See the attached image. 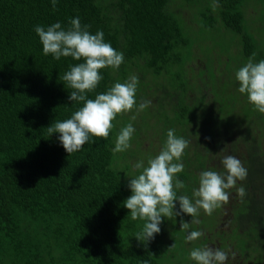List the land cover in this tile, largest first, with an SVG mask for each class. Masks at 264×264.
Returning a JSON list of instances; mask_svg holds the SVG:
<instances>
[{"label": "trees", "instance_id": "16d2710c", "mask_svg": "<svg viewBox=\"0 0 264 264\" xmlns=\"http://www.w3.org/2000/svg\"><path fill=\"white\" fill-rule=\"evenodd\" d=\"M255 1L264 7V0H219L218 31L235 37L227 51L206 46L211 54L204 62L189 42L193 29L181 8L205 5L214 12L213 0H57L55 10L51 0H0V264H159L178 234L188 244L190 231H201L200 248L206 247L205 232L214 226L203 224L208 217L203 210L194 218H162L160 232L145 242L135 239L145 221H133L123 205L131 195L129 180L139 174L133 166L139 161L147 166L170 129L189 141L180 161L184 170L176 177L185 184L178 196L192 198L202 171L223 173L225 155L242 162L246 179L227 191L230 197L242 186L246 195L216 209L227 228L216 246L229 255L251 250L246 257L264 264V152L259 151L264 136L257 134L264 118L239 93L235 79L253 53L254 62L264 59V36L245 18ZM76 17L91 34L102 31L105 42L124 55L119 69L100 70L103 79L88 98L132 75L138 85L136 106L117 115L108 138L91 137L68 154L59 134L49 137L46 128L83 106L68 100L71 89L62 80L70 66L83 61L44 55L34 28L57 22L67 28ZM235 42L240 50L231 58L236 62L231 80L228 64L220 67V61L231 55ZM241 97L245 107H239ZM143 101L151 104L137 112ZM128 123L135 129L131 146L115 153V139ZM244 128L258 129L246 139ZM192 219L202 223L180 230L181 220Z\"/></svg>", "mask_w": 264, "mask_h": 264}, {"label": "clouds", "instance_id": "9594fccd", "mask_svg": "<svg viewBox=\"0 0 264 264\" xmlns=\"http://www.w3.org/2000/svg\"><path fill=\"white\" fill-rule=\"evenodd\" d=\"M51 4L55 10L57 0H51ZM212 7L214 10L218 8L219 0H213ZM34 31L42 44L44 55L50 54L55 60L71 57L74 61H83L70 66L62 76V80L71 89L68 100L71 103L82 102L83 106L70 118L56 121L47 127L49 137L54 133L59 134V143L68 154L80 151L91 137L108 138L117 115L127 113L136 106L138 78L132 75L123 83L117 82L94 99H89L87 94L93 92L103 79L100 70L119 69L124 61L123 53L105 42L102 31L91 34L88 26L81 25L79 17L72 18L67 28L57 22L47 28L37 25ZM254 60L255 53L235 73V79L239 83V93L246 94L254 110L264 114V59L259 62ZM150 104L151 101L141 102L137 112L144 111ZM131 119L135 120L136 116ZM134 131L132 123L120 129L115 139V153H123L130 148ZM188 146V140L177 137L174 130L170 129L159 154L149 158L147 166L144 161L133 166L139 174L129 180L131 195L123 205L129 210L133 221H145L142 230L136 234L137 241L152 240L160 232L162 218L180 214L194 218L198 216L199 210L212 215L214 210L229 202L227 190L235 188L237 181L246 179L247 170L242 162L235 156L225 155L220 162L223 173L211 169L202 171L199 186L193 190L192 198L183 194L178 196L177 190L184 189L185 184L176 177L184 170L180 161ZM236 195L243 198L246 195L245 188H237ZM175 202L179 203L177 213L173 211ZM192 223L199 221L192 219L186 223L181 220L180 230L187 231ZM202 235L200 231H190L185 239L192 242ZM189 259L196 264H226L228 253L211 247H197L190 251Z\"/></svg>", "mask_w": 264, "mask_h": 264}, {"label": "rangeland", "instance_id": "374dc122", "mask_svg": "<svg viewBox=\"0 0 264 264\" xmlns=\"http://www.w3.org/2000/svg\"><path fill=\"white\" fill-rule=\"evenodd\" d=\"M263 10H264L263 5L257 1L253 2V6L249 5L245 9V18H247L249 22V24L247 25H249V28L251 30L257 27V29H259L257 32L259 33V35H261V37L264 36V12ZM181 12L185 18H189L188 20L189 25L193 29V34L191 35L192 37L189 39V42L192 45L193 49L194 48L196 49L195 50L196 54L198 53V56L201 57L204 62L210 59V54H211L206 51V46H210L212 48H218L219 52L222 49L227 51L228 45H230L232 42L231 38L235 37V35L226 30L218 31V28H221L222 26L217 17V14L216 15L214 14V13H217L216 10H214V12L213 10L212 12H208L205 9V5L202 8H198V7L196 8L195 6H192V7L185 6L181 8ZM253 33H254L253 36L256 39H259L258 34L255 33V31ZM236 40L237 39H235V41ZM202 47H204V49H202ZM239 50H240V46L238 43H236V45H233L231 50L228 52V54L231 53V55L222 56V61H220L221 63L220 67H222L223 65L226 66L225 64H228L225 70L226 71L228 70L227 72L231 75V78H232L231 80H234L233 79V76H234L233 68L235 67V64H236V62H234L231 58L235 56ZM226 58L229 59L227 60V62H226ZM231 62L233 63L231 64ZM226 98L227 96H225L224 99ZM240 102H241V105L239 107H245L247 105V103H245L242 97H241ZM259 115L262 118H264V114L260 113ZM250 117L251 116L247 117V120H249ZM241 120L244 121L245 119L242 118ZM257 129L252 128L249 130V128H244L242 132H245L247 134L244 135L243 137L248 139L252 132L256 134ZM257 131H258L257 134L261 133L264 136V122L259 125V129ZM151 142L153 146L157 145L154 139ZM262 142H263V145L262 147L259 148V151L264 152V147H263L264 140L263 139H262ZM148 143L149 145L151 144L150 141H148ZM215 212L216 210L213 211L212 215L210 216L208 215V217L205 219L203 223L204 225L208 227V229L214 226L212 228L213 232L210 231L208 232V234L207 232H205L206 235H209V241L207 242L206 247L220 249L228 253V250H225V248L221 249L216 246V244H218V238L220 237L219 234L223 235V232H225L227 228H225V226H223L222 228L220 227V223H223V222L219 221L221 219V216L216 215ZM199 223L201 224L202 222L199 221ZM202 229L205 231L204 227H202ZM201 239H202V236L199 239H197L195 243L192 241V242H188V244L187 243L183 244L184 237L178 234V236L176 237V240L174 241L172 240L174 243V246L168 247L167 253L169 254L167 256H164V258L161 259L159 264H196V262L189 259V253L194 248H197V247L200 248ZM249 254L250 253H246L241 256H239L238 254H232V255L228 254V260L226 261V264H236L237 262L238 264H250L252 263L253 257H251V259L246 257Z\"/></svg>", "mask_w": 264, "mask_h": 264}, {"label": "flooded vegetation", "instance_id": "af4514ba", "mask_svg": "<svg viewBox=\"0 0 264 264\" xmlns=\"http://www.w3.org/2000/svg\"><path fill=\"white\" fill-rule=\"evenodd\" d=\"M235 197H236V192H232L231 195H230V197H229V201H231V203H232L233 205L236 204V203H239V202H240V200H234ZM221 208L223 209V208H225V206H222ZM221 220H222V222H223V218H221ZM224 225H225L224 223H220V227H221V228H222ZM220 227H219V228H220ZM260 239H261V238H260ZM218 248H220L219 245H218ZM234 253H237V252H234ZM249 253H254V252L250 250ZM233 259H234V258H233ZM236 264H238V262H237ZM250 264H254V263L252 262V263H250Z\"/></svg>", "mask_w": 264, "mask_h": 264}]
</instances>
